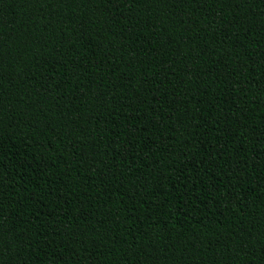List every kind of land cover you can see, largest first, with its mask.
Wrapping results in <instances>:
<instances>
[{
	"label": "trees",
	"instance_id": "trees-1",
	"mask_svg": "<svg viewBox=\"0 0 264 264\" xmlns=\"http://www.w3.org/2000/svg\"><path fill=\"white\" fill-rule=\"evenodd\" d=\"M0 264H264V0H0Z\"/></svg>",
	"mask_w": 264,
	"mask_h": 264
}]
</instances>
